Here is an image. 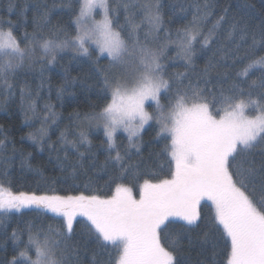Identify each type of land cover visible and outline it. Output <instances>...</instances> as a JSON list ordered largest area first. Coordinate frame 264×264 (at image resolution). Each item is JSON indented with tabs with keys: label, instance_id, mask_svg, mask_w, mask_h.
I'll use <instances>...</instances> for the list:
<instances>
[{
	"label": "snow or ice",
	"instance_id": "6c2138e0",
	"mask_svg": "<svg viewBox=\"0 0 264 264\" xmlns=\"http://www.w3.org/2000/svg\"><path fill=\"white\" fill-rule=\"evenodd\" d=\"M75 3L76 32L71 37L65 33L64 39L58 34L65 30L57 27L53 32L56 38L40 39L34 32L28 44L21 47L11 20L0 18V85L12 94L11 78L25 67L26 61L35 62L36 47L32 45L39 47L40 58H47L49 64L65 49L89 59L95 52L94 64L106 56L107 68H98L103 75L105 104L100 111L84 115L86 126L102 129L110 151L117 148V133L124 132L129 148L139 152L140 133L149 121L155 120L159 125L157 138L166 141L162 152L168 168L165 171L162 167L160 173H140L125 162L127 151L121 155L116 150L115 156L109 155L105 161V165L114 161L118 166V175L108 181L115 184L114 193L106 197L95 192L64 196L13 192L0 181V213L35 207L62 217V228L56 232L60 239L51 240L48 235L41 239L40 233L29 230L27 244L8 264H79L80 245L72 243L77 216L86 218L84 227L90 240L101 248L114 250L115 255L109 253L107 264H185L177 255L182 250L181 237L187 235L189 246L193 244L189 232L205 220L202 208L208 207L209 201L212 215L207 227L218 233V240L224 243L223 264H264V54H257L264 52V19L258 31L250 32L246 24L241 26L235 18L229 22V9L225 8L205 32L203 25L214 14L212 5L205 0L202 9L198 6V15L176 30L177 39L171 42L177 45L178 55L189 68L195 63L196 44L201 49L209 48L215 43L217 30L225 24L229 40L238 34L247 43L251 37L243 57L238 55L240 44L226 55L232 57L233 64H243L237 77H248L254 71L259 75L250 82H233L229 94L222 90L219 97L213 94L209 100L199 81L184 83L187 73L177 72L174 82L165 79L161 62L164 46L154 48L148 41L149 36L164 27L158 0H145L141 5L148 25L143 39L139 35L141 25L133 19L125 18L126 32L124 25L115 22L112 0ZM67 6L72 7L71 3ZM123 6L127 10L129 4ZM46 18L47 13L41 17ZM213 67L209 60L204 74ZM112 68L121 71L113 74L109 71ZM64 90L62 86L59 93ZM162 93H170L167 105L160 102ZM23 96L21 89L22 103ZM149 101L155 104L154 113L146 108ZM29 110L34 112V106L29 105ZM38 133H29V139L39 142L46 130L41 128ZM85 142L91 144L87 132L81 131L79 143ZM70 143L76 147V141ZM129 174L136 182L138 198L133 187L120 182ZM208 235L203 233L205 241ZM12 239L14 243L20 241L15 230Z\"/></svg>",
	"mask_w": 264,
	"mask_h": 264
},
{
	"label": "trees",
	"instance_id": "16d2710c",
	"mask_svg": "<svg viewBox=\"0 0 264 264\" xmlns=\"http://www.w3.org/2000/svg\"><path fill=\"white\" fill-rule=\"evenodd\" d=\"M69 3L71 8L67 6ZM125 3L129 4L127 10L123 6ZM144 3L145 0H112L113 7L116 8L115 22L124 25L126 32L125 18L133 19L141 25V39L148 30L141 7ZM158 3L164 27L158 34L149 36L148 41L154 48L164 46L161 62L164 65L165 79L171 78L174 82L177 72L187 73L184 83L191 80L195 84L199 81V87L206 90V95L211 100L213 94L219 97L222 90L229 94L233 82H250L259 75L258 71H254L248 77L236 76L243 64H233L232 57L226 54L230 49L235 51L236 44H240L238 55L243 57L247 45L251 43V37H248L247 43L241 41L238 34L229 40L226 37L227 24L217 30L215 43L209 48L201 49L200 44H196L195 63L191 68L187 67L184 59L178 55L177 45L171 41H176L177 29L187 25L194 15H198V6L202 9L205 0H158ZM208 3L212 5L214 14L203 25L205 32L225 8L229 9V22L235 18L241 26L246 24L250 32L258 31V25L264 19L262 0H208ZM74 12H78L75 0H0V18L4 21L11 20L14 35L21 41V47L28 44L34 32L40 39L56 38L53 32L57 27L65 30L58 34L60 39L66 38V35L74 36ZM45 13L46 20L41 19ZM4 30L7 31L6 23ZM32 46L36 47L35 62L26 61L25 67L18 69L11 78L12 94L9 95L0 85V140L4 141L0 145V181L5 187L13 192H35L37 195L64 196L95 192L106 197L114 193L115 184H109L108 181L109 177L118 175V166L114 165V161L105 165V161L109 155L114 157L116 150L121 155L127 151L125 162L133 165L140 173H160L162 167L167 170L168 160L162 152L166 141L157 138L159 125L155 120L140 134L137 141L139 152L136 148H129L125 134L117 135V148L110 151L102 129H89L86 126L84 115L100 111L105 104L103 75L98 68H107L109 61L106 56L101 57L98 64H94L95 52L93 58L89 59L71 49H65L49 64L47 58H40L39 47ZM257 54L264 52L257 51ZM209 60L214 67L205 75L203 70ZM109 71L113 74L120 72L119 68ZM66 80L75 82L66 84ZM62 86L65 90L59 93ZM21 89L24 90L23 103ZM169 95L170 93L161 94L162 105H167ZM29 105L34 106V112L29 110ZM149 110L154 113V106L150 105ZM41 128L46 130V134L39 142L29 139V133L39 134L38 130ZM81 131L87 132L90 145L87 142L79 143ZM71 141L77 142L76 147L72 146ZM155 180L156 177H153V182ZM120 182L133 187L138 196V188L131 174ZM207 204L208 207L202 208L205 220L200 222L199 228H193L189 232L193 244L189 246L187 235L181 237L182 250L177 255L185 260V264H223L225 260L223 241L218 240V233L207 227L212 215L211 202ZM85 223L84 218H78L74 223L72 243L78 242L80 245L79 264H93L94 257L96 264H107L109 253L114 256V250L101 248L94 240H90L86 235ZM61 228L62 217L42 208L0 213V264H8L18 250L27 244L29 230L40 233L41 239L48 235L51 240H58L60 237L56 232ZM14 230L20 237L17 243L12 239ZM204 232L209 233L207 241L203 238ZM30 254L35 258L34 252Z\"/></svg>",
	"mask_w": 264,
	"mask_h": 264
},
{
	"label": "rangeland",
	"instance_id": "374dc122",
	"mask_svg": "<svg viewBox=\"0 0 264 264\" xmlns=\"http://www.w3.org/2000/svg\"><path fill=\"white\" fill-rule=\"evenodd\" d=\"M97 11H99V10H97ZM96 18L99 19L100 17L97 16ZM119 70L121 71V69H119ZM150 105H153V106H154V109H155V104H154V102H151V101H149V102L146 103V108H147V110L149 111V113H152V112L149 110V106H150ZM151 122H152V121H149V123L145 125L144 130H145V129L151 124ZM144 130H143V131H144ZM143 131H142V132H143ZM142 132H141V133H142ZM141 133H140V134H141ZM118 134H125V135H127V134L124 133V132H118L117 135H118ZM116 138H117V136H116ZM134 194H135V193H134ZM137 198H138V196H137ZM209 202H210V201H209ZM31 208H35V207H31ZM25 209H30V208H23V209H21V210L18 211V212H21V211H23V210H25ZM44 210L47 211V212H49V213H51V214H54V213H52V212H50V211H48V210H46V209H44ZM11 212H17V211L12 210ZM54 215L57 216L56 214H54ZM57 217H59V216H57ZM78 218H84V217L77 216L76 219H78ZM84 219H86V218H84ZM75 221H76V220H75ZM75 221H74V223H75Z\"/></svg>",
	"mask_w": 264,
	"mask_h": 264
}]
</instances>
